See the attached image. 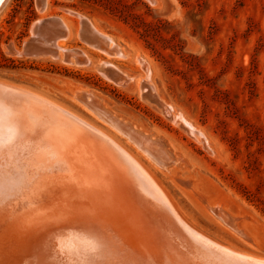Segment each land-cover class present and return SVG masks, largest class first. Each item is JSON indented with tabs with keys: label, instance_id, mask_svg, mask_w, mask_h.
Here are the masks:
<instances>
[{
	"label": "rangeland",
	"instance_id": "1",
	"mask_svg": "<svg viewBox=\"0 0 264 264\" xmlns=\"http://www.w3.org/2000/svg\"><path fill=\"white\" fill-rule=\"evenodd\" d=\"M81 17L88 18L95 28L113 38L127 57L106 53L84 41L80 36ZM47 18H60L71 24L73 36L65 48L82 52L91 59V65H70L19 53L33 35L34 26ZM145 29L150 32L146 34ZM12 48L18 53L11 52ZM138 58L145 63H140ZM104 62L116 65L134 80L126 88L119 85L99 69ZM0 82L30 91L37 102L43 99L42 104L50 108L46 114L54 112L65 124L63 128L59 119L55 117L54 123L53 118L51 120L52 124L56 120L58 124H55L57 128L53 126L54 133L59 135L55 138L64 139L57 140L56 145L63 146L59 147L61 150L58 146L56 149L63 155L68 152L70 163L74 161L71 166L66 160L71 174L68 179H60L51 194L54 196L48 197L47 206L51 210L48 218L55 216L57 221H62L74 216L102 225H143L142 221L144 225H173L164 219L155 220L161 214H158L160 207L156 203H151L152 206L148 200L145 202L138 185L133 188L136 171L133 173L124 159H116L123 154L114 148L117 146L110 139L112 137L145 166L141 164L158 186L161 185L173 210L178 212L174 214H178L184 225L190 223L192 229L212 241L264 258V0H157L155 4L150 0H8L0 12ZM142 83L148 90L151 86L153 92L199 127L207 135L209 146L197 141L185 127L177 125L147 100L142 93ZM80 90L94 92L102 98L105 107L121 119L161 140L165 146L159 145L167 148L177 161L169 165L170 172L157 169L155 165L158 164L142 149L84 106L75 97ZM51 106L58 108L52 110ZM77 119L83 122L78 124ZM92 126L103 129V135L95 132ZM63 131L69 135L67 138L62 136L66 135ZM97 134L109 140L99 139ZM50 142L55 145L54 141ZM63 147L66 152L62 151ZM105 153L108 156H101ZM116 162L122 164L120 169ZM79 169L82 172H78ZM117 173L123 175L117 176ZM126 184L134 192L125 187ZM139 198L142 205L137 201ZM219 207L235 218L238 227L235 225L232 229L216 217L213 208ZM130 209L138 213L133 215ZM56 212H63V215ZM143 215L150 218L145 219ZM124 216L128 217L126 221ZM174 223L181 225L176 219ZM139 227L133 228L137 232ZM133 228L128 227L130 234ZM138 232L133 233L135 237L131 236L136 243L141 239L142 232L139 236ZM161 235L166 238L163 233ZM144 245L141 243L139 249H144ZM169 252L175 261L176 251L169 249ZM143 255L149 259L154 256Z\"/></svg>",
	"mask_w": 264,
	"mask_h": 264
},
{
	"label": "bare ground",
	"instance_id": "2",
	"mask_svg": "<svg viewBox=\"0 0 264 264\" xmlns=\"http://www.w3.org/2000/svg\"><path fill=\"white\" fill-rule=\"evenodd\" d=\"M150 1L154 4L157 2V0H150ZM7 2H8V0H3V2L0 3V12L2 9H4ZM42 21H45V20H42ZM42 21L40 20L39 22H42ZM63 22L66 25V28L68 30V34L66 36L60 37L56 42V46L60 49V56L58 58H56V57H53L52 55H42L41 57H43V58L46 57V58L53 59V60L56 59L57 61L68 63L64 60V53L63 52L69 50V48H65V45H66V42H68V40L71 38L73 30H72L71 24L67 20L66 21L63 20ZM95 29L101 35L108 37V35L103 33L98 28H95ZM33 32H34V28H33ZM109 38L111 39V42L109 43L108 48L111 49V47H116V52H114V55H117L119 57H124V58L127 57V54L122 52V50L116 44V42L113 40V38H111V37H109ZM89 44L92 45V47H94L96 49H99V50L104 51L106 53H110L108 48L102 49L98 45H94L92 43H89ZM66 47H67V45H66ZM20 53L23 54L24 52L21 51ZM89 60H90L89 64L91 65L92 61L90 58H89ZM138 61L140 63H143V64L145 63L144 60H141L140 58H138ZM146 61H147V59H146ZM68 64L71 65V64H79V63H77L74 59H72L69 61ZM82 65H88V64H82ZM100 65L111 66V67H114V68L118 69L119 71L123 72L125 75H127L130 78V81L128 83H130L131 81L134 80L133 76H131L127 72L119 69L116 65H114L112 63L104 62ZM100 65H99V69L102 71ZM147 72H148V76L150 77L151 72H149V68H148ZM104 75L107 76L105 73H104ZM135 79H136V77H135ZM116 83H118V82H116ZM128 83L120 82L118 84L122 85L123 87L125 86V88H126L127 87L126 85H128ZM146 89H147L146 84L142 83V93H143V95H145L144 97H146V93H145ZM149 90H151L150 87H149ZM149 90L147 89L146 91H149ZM152 90H154V89L152 88ZM82 91H86V90L77 91L75 93V97L78 100L82 101V104L84 103L83 104L84 106H86L90 111H92L94 113V115L96 114L103 121H105L106 123L111 125L113 127V129L115 128L114 130H117L119 133L123 134V136L125 135L128 138V140L130 139L140 149H142L152 159L151 161L158 164V165H155L157 169L163 170L165 173L170 172L169 167L172 166L171 165L172 163H176L177 161L171 155V153L166 150L167 148L165 149V147L160 146L159 144L157 145L154 141L155 139L152 140L151 138H147L148 136L146 137V135L140 134L138 132V129H135L132 126L127 127L128 130H126V132L121 130L120 124L125 125L127 123L124 122L123 119L120 120L121 119L120 116L116 115L110 109L105 107V105L102 103L97 102L95 108L94 109L91 108L87 104L88 100L80 97V94ZM29 92H27V90H24L23 88H20L18 86L10 85V84L4 83V82H0V264H264V258H260V257L254 256V255H251V254H248L245 252H240V251L235 250L232 247L225 246V244L222 245L220 243H217L216 241H212L211 238L210 239L207 238L208 236L205 237V236L201 235L200 233H198L200 231L197 230L198 232H196L194 229H192L190 227V225H191L190 223H189V225H187V224L184 225L183 224L184 221L183 222L181 221V218H179L178 214H177V216L174 214L175 211L172 208L173 205L171 206V202L169 201L170 198L168 199L169 196L168 197L166 196L167 193L165 192L166 193L165 194L162 191V188H160L161 185L159 184L160 186H158L156 184V182L154 181L155 178L152 177L150 175V173L144 169L145 166L141 163L144 166L143 167L140 164V162L135 158V156H132L131 154H129L126 151L127 149L125 150L124 149L125 147L123 146L124 147L123 148L120 145V143H116L112 139V137L110 139L117 146L114 148L120 149V151H121L120 153L123 154V156L120 155L121 157H118V154H115L116 157H118L116 159H120V158L124 159V161L127 162V165L129 163V169L133 173L136 171V173H135V175H137V177L135 179L136 182H135L134 186L130 185V184L129 185L133 186V188L135 187V185H138L139 190L142 189L141 192H143V196L146 198L145 200H144V198L142 200H144L145 202H146V200H148L149 203L150 204L152 203L153 205L156 203L157 207H160V209L158 210V214L159 213H161V214L157 215L155 213L157 215L155 217L156 221L157 220L160 221V219L161 220L164 219L169 223L171 222L173 225H161V224H159V225H150V224L147 225V224H145L144 225V221H142L143 225H125V226H122L123 223L121 225H109L110 223H108V225H106L105 223H104L105 225L104 224L102 225L100 223L101 224L100 225L99 223L92 221V219L88 220V218L82 219L81 217L78 218V217H74V216L73 217H66V219L64 218L62 221H59V219L57 221L54 218L55 216H52V218H54L55 220H53L52 218H48L51 216V214H50V216H48L50 211H51L48 209L49 207L47 206V204L49 203L48 200L50 199L48 197L54 193L56 183L60 179H63V178L68 179L70 169L68 167L66 160H68V162L70 163L71 158L67 157L66 153H68V152H66L67 149L65 151L66 147L65 148L63 147L64 150H62V151L66 152V153L63 152L64 155L59 153L56 149V146H58V148L60 146H63V144L56 145L57 140H59V139L58 138L56 139L55 137H58L59 135L56 136L57 133L55 134L54 133L55 130H53V129H54V127H56V128L58 127V126H55V124L58 125L57 120H56L55 124H52V122H51V120L53 118L52 121L54 123V118L56 117V115H54V112H52V110H54L55 108H58V107H54V109H53L51 106L52 114H50V113L49 114L54 115V117L49 116V114H46V112H47V110H50V108L48 109V107H46V105L42 104L43 99L41 102H37L33 99L32 94ZM148 95L149 94L147 92V96ZM39 96H40V94H39ZM160 96H161V94H160ZM161 97H159V94H158V97L155 98L156 100H154V102L151 101V103L156 108H158L161 112H163L167 117L171 116L172 120L177 125H179V126L181 125V126L185 127L197 139V141L204 143L205 145L209 146L207 135H205V133L199 127H197L194 123H192L186 117V115H184L183 112H181L179 109H177L174 105L165 102V100H163ZM35 99H36V97H35ZM37 100H39V99H37ZM158 101L164 102L165 106L164 105H163V107H162V105L160 106L158 104ZM43 103H45V102H43ZM57 106H59L60 108L62 107V106H60V104H58ZM56 111H58V110L56 109ZM69 112L70 111H68L67 113H69ZM57 113L58 112H56V114ZM72 114L74 115V113H72ZM57 116H58V118L57 117L56 118L59 119L60 116L59 115H57ZM75 116H78V115L75 114ZM49 117H51V118H49ZM75 118H77V117H75ZM78 118L80 119L81 117H78ZM73 120H75V119H73ZM77 121H78V119H77ZM77 121H75V122H77ZM80 121L83 122L82 119ZM80 121H78L77 123L79 124ZM58 123H63V122H60V119H59ZM64 125L65 124L63 123V128H66V127H64ZM66 126L68 127V125H66ZM96 127L92 126L91 128H93L95 132L97 131L100 134L102 133L101 135H103V132L101 131L103 129L99 130L100 128L98 127V129H97ZM91 128H89V129L91 130ZM74 129L75 128L73 127V130ZM59 130H62V129L60 128ZM59 130H57V131H59ZM63 130H65V132H68V129H63ZM59 132L61 134V131H59ZM65 132H64V134H66V135H62V136H65V137L69 136ZM71 132H73V131H71ZM94 134H96V133H94ZM97 135H96L97 137H99V136L101 137L99 139L105 138L104 136H101L99 134H97ZM104 135H106V131H105ZM71 136H73V135H71ZM84 136H85V134H84ZM108 136H110V135H108ZM59 138L61 140L62 137L60 136ZM66 138H65V141H66ZM70 138H72V137H70ZM48 139H49V142H48ZM86 139H88V138H86ZM105 139H108V138H105ZM50 141H52V142L54 141L53 143L55 145L51 144ZM61 141H64V139H62ZM73 141H74V139H73ZM69 143H67V144H69ZM94 143H95V140H94ZM204 144H201V145L204 146ZM100 145H103L101 143V141H100ZM96 146L99 148L98 144ZM112 146H114V145H112ZM107 147H109V145H107ZM59 149L61 150L62 148H59ZM106 150H108V149H105V151ZM114 150L116 151V149H113V152H114ZM70 151H69V154H71ZM73 151L75 152V149ZM107 152H111V151H107ZM140 152H142V151H140ZM106 153L103 155L101 154V156L107 155ZM65 154H66V156H65ZM73 158H74V156H73ZM113 158L115 159V156ZM73 161L74 160L72 159V163H73ZM110 162H112V161H110ZM113 162H115V161H113ZM72 163H70V165ZM77 163H75V164H77ZM118 163H120V160L118 161ZM75 164H74V166H75ZM117 164H115V166H117ZM81 165H82V161H81ZM118 165H120V167L118 166L117 169H120L122 164H118ZM169 165H171V166H169ZM115 166H112V168H115ZM84 167L87 168L86 166H84ZM124 168H126V167H124ZM115 170H116V168H115ZM130 170H129V173H130ZM78 172H82V169H81V171L79 169ZM83 172H84V170H83ZM129 173H128V175H129ZM77 175H79V173H77ZM120 175H121V173L119 175L117 173V176H120ZM135 175H133V177H135ZM72 178H74V177L72 176ZM113 178H115V177L113 176ZM69 179H70V177H69ZM125 179L127 180V178H125ZM78 180H80V179H78ZM85 180H88V179H85ZM117 180L119 181V178ZM132 180H134V178ZM107 181H109V180H107ZM131 184H133V183H131ZM126 186H128V185L126 184L125 187ZM67 187H69V186H67ZM108 187H110V186H108ZM125 187H123V188H125ZM71 188H72V186H71ZM128 188L130 189L129 186H128ZM137 188H135V189H137ZM132 189H130V191ZM163 190H165V189H163ZM89 191H91V190H89ZM111 191H112V189H111ZM123 191H126V190H123ZM74 192H75V190H74ZM74 192L72 194H74ZM94 192L96 193V191H94ZM131 192H134V191L132 190ZM141 192H139V193H141ZM66 193H68V192H66ZM85 193H87V191ZM91 193H92V191H91ZM139 193H137V194H139ZM134 194H136V193H134ZM109 195H111V193ZM131 195H133V193ZM81 196H82V194H81ZM90 196H91V194H90ZM52 197H51V199H53ZM134 197H136V196L134 195ZM96 198H97V196H96ZM131 198H132V196H131ZM71 199H73V198H71ZM99 199H98V201H99ZM92 200H94V199H92ZM95 200H97V199H95ZM138 200H141V199L139 198V199H137V201ZM72 201H71V203H72ZM121 201H122V199H121ZM124 202H120V203L124 204ZM55 203L57 204L56 201H55ZM138 203H139V201H138ZM100 204L101 203H99V205ZM135 204H137V203L135 202ZM139 204L142 205L141 203H139ZM172 204H174V203H172ZM133 206H134V204H133ZM146 206H147V203H146ZM174 206L176 207V205H174ZM56 207H57V205H56ZM134 207H132V208L134 209ZM96 208H97V206H96ZM133 209H130V212H132L133 215H134V213H138V212H133L134 211ZM137 209H139V208H137ZM48 210H49V212H48ZM52 210H53V208H52ZM213 210L217 214V215L215 214L216 217L218 216L219 219H221L226 225H228L229 227L232 226L233 228L232 227L231 228L234 229V226L237 225L235 218L231 217L229 214H227L225 211H223L222 208H220V207L219 208H213ZM67 211H68V209H67ZM142 211H143V209H142ZM56 213H60V212H56ZM127 213H129V211ZM212 213H213V211H212ZM60 214L63 215V212ZM139 214H141V213L139 212ZM143 214H145V213L143 212ZM153 214H151V216ZM169 214L172 216L173 219L175 217L176 221H180L181 225L180 224L177 225L176 223H174L175 219L173 221L171 216H169ZM130 215H128V217ZM133 215H131V216H133ZM145 215H147V214H145ZM105 216H107V215L105 214ZM135 216H137V215L135 214ZM148 216H149V214H148ZM109 217H111V216H109ZM128 217H125L123 220H125ZM137 217H135V218H137ZM143 217L146 219L147 216L145 217L143 215ZM176 217H178L179 220ZM58 218H60V217H58ZM148 218H150V217H147V219ZM60 219H62V218H60ZM120 219H122V218H120ZM151 219H152V217H151ZM183 219H184V217H183ZM130 220H129V222H130ZM120 221H122V220H120ZM147 221L145 223H149ZM156 221L154 222L155 224H156ZM185 221H187V220H185ZM114 222L116 224V220ZM137 223H139V222H137ZM118 224H120V223H118ZM139 224H141V222ZM129 226L132 228L134 227L136 229L139 226L141 227V228L139 227L140 229L137 230V232H138L142 229V231L138 232V234H137L138 236L140 235L141 232L143 233V234L141 233L142 236L140 235L141 239H140L139 243H136L134 238H133V237H135V235H133V233L134 234L137 233L136 230L133 228L134 231L132 234H130V232L128 231ZM237 227H238V225H237ZM129 230H131V229H129ZM162 233L164 235H166L165 236L166 238H164V237H163L164 239L162 238V235H161ZM240 234L243 236L245 235L244 231H241ZM132 235H133V237H131ZM240 238H242V237H240ZM244 238H242V239L245 241L249 240L246 237H244ZM141 243L145 244L144 249H139L143 246V245L141 247L139 246ZM169 249L176 251L177 254L175 253V255H177V256H176L175 261L173 258H171L169 256V254H170ZM143 253L144 254H148V253L153 254L154 255L153 259L147 258L145 255H143ZM171 256H172V254H171Z\"/></svg>",
	"mask_w": 264,
	"mask_h": 264
},
{
	"label": "water",
	"instance_id": "3",
	"mask_svg": "<svg viewBox=\"0 0 264 264\" xmlns=\"http://www.w3.org/2000/svg\"><path fill=\"white\" fill-rule=\"evenodd\" d=\"M67 34H68V30L66 28V25L64 24L63 20H61L60 18H49L45 21L38 22L34 26L33 35L29 38L28 41H26L24 48L22 50V52H24V53L21 55H25L28 57L52 55L53 57L58 58L60 56V49L56 46V42L60 37L66 36ZM80 36L83 40H85L89 43H92L94 45H98L102 49H104V48L107 49L109 43L111 42V39L109 38V36L105 37V36L101 35L99 32H97L96 29L94 28V25L91 23V21L85 17H81ZM108 50H109V52H112L114 54V52H116V47H111V49L108 48ZM11 52L18 53L13 48H12ZM63 53H64V60L68 63L70 60L74 59L80 65H82V64L90 65L89 64L90 63L89 58H87L86 55L80 51L67 50V51H64ZM100 67H101L102 71L110 79H112L115 82L128 83L130 81V78L127 75H125L123 72L119 71L118 69H116L114 67L106 66V65H103V66L100 65ZM150 89L151 90H149V91L145 90V93H146L145 98L147 100L150 99L149 100L150 102L151 101L154 102V100H156L155 98L158 97V94L153 92L151 86H150ZM147 92L149 94L148 96H147ZM80 97L87 99L88 100L87 104L93 109L95 108L97 102L103 104L102 98L99 97L98 95H96L92 91H88V92L82 91L80 94ZM158 104L160 106L162 105V107H163L164 102L158 101ZM169 118L172 119L171 116H169ZM120 120H122V119H120ZM123 121L128 124V125L127 124H125V125L120 124L121 130H123L124 132H126V130H128L127 127H129V126L134 127L131 124V122L126 121L124 119H123ZM135 129H137V128H135ZM138 132L142 135L143 134L146 135V137L148 136L147 138H151L152 140L154 139L153 135H151V134L150 135L145 134L144 132L140 131L139 129H138ZM154 141L157 145L158 144L164 145V143L159 139H155Z\"/></svg>",
	"mask_w": 264,
	"mask_h": 264
},
{
	"label": "trees",
	"instance_id": "4",
	"mask_svg": "<svg viewBox=\"0 0 264 264\" xmlns=\"http://www.w3.org/2000/svg\"><path fill=\"white\" fill-rule=\"evenodd\" d=\"M143 23L145 24V25H147V26H149V23H147V22H145V21H143ZM144 25V26H145ZM138 27H140V25H137ZM145 32H146V34H148L150 31H149V29H145Z\"/></svg>",
	"mask_w": 264,
	"mask_h": 264
},
{
	"label": "snow or ice",
	"instance_id": "5",
	"mask_svg": "<svg viewBox=\"0 0 264 264\" xmlns=\"http://www.w3.org/2000/svg\"><path fill=\"white\" fill-rule=\"evenodd\" d=\"M3 2V0H0V3H2Z\"/></svg>",
	"mask_w": 264,
	"mask_h": 264
}]
</instances>
